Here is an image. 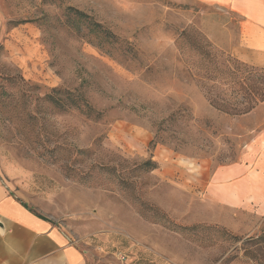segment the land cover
<instances>
[{
    "label": "rangeland",
    "instance_id": "1",
    "mask_svg": "<svg viewBox=\"0 0 264 264\" xmlns=\"http://www.w3.org/2000/svg\"><path fill=\"white\" fill-rule=\"evenodd\" d=\"M240 24L193 0H0V185L87 264H264V217L203 191L264 128L209 100L243 102Z\"/></svg>",
    "mask_w": 264,
    "mask_h": 264
},
{
    "label": "crops",
    "instance_id": "2",
    "mask_svg": "<svg viewBox=\"0 0 264 264\" xmlns=\"http://www.w3.org/2000/svg\"><path fill=\"white\" fill-rule=\"evenodd\" d=\"M229 9L240 17L235 56L264 68V0H193ZM264 111V103L246 114ZM241 162L211 173L203 191L227 213L254 212L264 217V128L256 129ZM0 264H87L85 256L53 224L36 216L0 185Z\"/></svg>",
    "mask_w": 264,
    "mask_h": 264
},
{
    "label": "trees",
    "instance_id": "3",
    "mask_svg": "<svg viewBox=\"0 0 264 264\" xmlns=\"http://www.w3.org/2000/svg\"><path fill=\"white\" fill-rule=\"evenodd\" d=\"M80 16H83L80 14ZM241 62V61H240ZM242 65L237 69H234L232 76L234 77V86L238 87L234 91L236 95H242L243 102L237 103L235 105L219 102V100L209 97L211 105L220 113L228 114L232 116H240L250 113L259 104L264 103V68L253 67L241 62ZM240 105L242 106L240 109ZM92 111V107L87 103L86 108ZM151 169L155 168L154 163L150 162ZM24 205V204H23ZM27 208L26 205H24ZM28 209V208H27ZM30 212H35L28 209ZM40 217V216H38ZM41 218V217H40ZM160 223L164 221V216H158Z\"/></svg>",
    "mask_w": 264,
    "mask_h": 264
},
{
    "label": "water",
    "instance_id": "4",
    "mask_svg": "<svg viewBox=\"0 0 264 264\" xmlns=\"http://www.w3.org/2000/svg\"><path fill=\"white\" fill-rule=\"evenodd\" d=\"M3 231H4V228H3V225L0 222V232H3Z\"/></svg>",
    "mask_w": 264,
    "mask_h": 264
},
{
    "label": "built area",
    "instance_id": "5",
    "mask_svg": "<svg viewBox=\"0 0 264 264\" xmlns=\"http://www.w3.org/2000/svg\"><path fill=\"white\" fill-rule=\"evenodd\" d=\"M122 258L124 259V256H122ZM122 258H121V259H122Z\"/></svg>",
    "mask_w": 264,
    "mask_h": 264
},
{
    "label": "bare ground",
    "instance_id": "6",
    "mask_svg": "<svg viewBox=\"0 0 264 264\" xmlns=\"http://www.w3.org/2000/svg\"><path fill=\"white\" fill-rule=\"evenodd\" d=\"M192 166V165H191ZM193 167V166H192ZM194 171V170H193Z\"/></svg>",
    "mask_w": 264,
    "mask_h": 264
}]
</instances>
